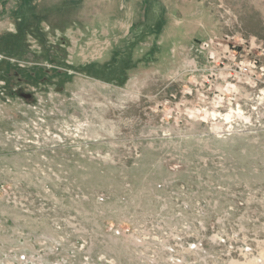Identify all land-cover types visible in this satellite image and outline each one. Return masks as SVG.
I'll list each match as a JSON object with an SVG mask.
<instances>
[{"label":"rangeland","instance_id":"1","mask_svg":"<svg viewBox=\"0 0 264 264\" xmlns=\"http://www.w3.org/2000/svg\"><path fill=\"white\" fill-rule=\"evenodd\" d=\"M142 1L0 0V264H264V0Z\"/></svg>","mask_w":264,"mask_h":264},{"label":"built area","instance_id":"2","mask_svg":"<svg viewBox=\"0 0 264 264\" xmlns=\"http://www.w3.org/2000/svg\"><path fill=\"white\" fill-rule=\"evenodd\" d=\"M183 227L187 229V225ZM149 234L153 235V245L147 254L140 253L143 264H229L236 252L231 240L218 233L210 238L212 242L204 235L191 240L193 234L185 230L174 235L169 230Z\"/></svg>","mask_w":264,"mask_h":264},{"label":"crops","instance_id":"3","mask_svg":"<svg viewBox=\"0 0 264 264\" xmlns=\"http://www.w3.org/2000/svg\"><path fill=\"white\" fill-rule=\"evenodd\" d=\"M143 6L146 7V9H149L152 7L153 10H156L158 7L161 9V11H164L165 8H167V2L165 0H143Z\"/></svg>","mask_w":264,"mask_h":264}]
</instances>
